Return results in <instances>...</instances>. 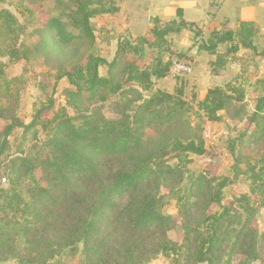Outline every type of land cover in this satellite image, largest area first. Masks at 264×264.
Here are the masks:
<instances>
[{
    "label": "trees",
    "instance_id": "trees-1",
    "mask_svg": "<svg viewBox=\"0 0 264 264\" xmlns=\"http://www.w3.org/2000/svg\"><path fill=\"white\" fill-rule=\"evenodd\" d=\"M69 1L61 17L39 22L33 16L31 45L0 48V58L6 59L0 63V120L6 122L0 126V178L7 177L6 188L0 184V262L59 264L68 256L70 264H148L157 257L169 264H227L231 252L241 255V264L259 262L250 200L255 197L264 209V155L245 171L251 194L224 204L226 180L188 170L191 156L207 154L203 124L220 122V113L233 106L242 109L243 88L235 82L209 88L195 102L199 121L191 124L184 85L172 92L155 86L167 76L171 60L158 57L149 67L137 61L144 47L192 61L172 52L166 37L183 31L198 36L200 29L178 10L177 21L156 20L152 41L121 39L107 62L97 52L91 20L116 8L111 0ZM5 2L0 0V36L16 42L28 24L19 26L2 7ZM258 33L252 23L212 32L198 48L213 56L209 73L218 76L237 60L240 48L255 49ZM259 55L264 57V49ZM34 57L54 71L55 82L66 80L68 87L60 106L48 100L25 124L12 92L17 79H7L3 70ZM258 83L261 94L246 119L252 128L246 142L264 147V80ZM16 129L22 130L20 141L11 146L8 138ZM167 195L175 201L174 213L162 211ZM216 204L219 211L213 212ZM177 227L180 242L168 236Z\"/></svg>",
    "mask_w": 264,
    "mask_h": 264
},
{
    "label": "rangeland",
    "instance_id": "rangeland-1",
    "mask_svg": "<svg viewBox=\"0 0 264 264\" xmlns=\"http://www.w3.org/2000/svg\"><path fill=\"white\" fill-rule=\"evenodd\" d=\"M253 1L254 4L258 3V0ZM111 2L113 8L117 10L115 13L97 16L91 20L97 52L107 62H111L116 56L117 44L121 39H127L132 44H136L138 40L142 39L152 41L151 30L156 24V19L152 17H148L145 22L143 19L135 17L138 13L136 5L138 4L139 8L141 4L138 0H111ZM197 5L196 3L193 5L186 19H191L197 23L196 25L200 26V34L198 36H195L192 32L190 35L185 33L169 34L166 37V42L172 52H195L199 47L203 48L206 46L212 32L223 33L227 29L226 23L223 24L224 18L216 14H210L208 15L209 17L205 18V14H202V9L197 8L200 4ZM2 7L14 14L19 26H23L28 24L34 17L38 18L39 22H42L47 17H61L71 7V2L69 0H45L39 2L22 1V4H19L18 0H6ZM175 10L176 16L179 9L176 8ZM142 11L141 9L140 13ZM29 14L32 15L30 16ZM137 19L138 22H135ZM177 20L179 19L177 18ZM238 24L239 22L231 24L232 28L235 29ZM31 28V25L28 24L25 33H21L16 42L12 38L8 40L0 36V48H4V45L7 44L16 45V47L20 43L27 46L31 45L35 40V38H31L28 35ZM263 28L260 27L261 30ZM261 35L263 38L261 40L263 41L255 40L253 42L256 50L244 48L239 50V62L229 64L218 76H212L208 70L209 60L213 59L212 56L207 55L203 50H198L200 53L194 58V61H188L192 69L189 75L176 77L167 75V79L164 82L158 83V80L155 84L156 87L163 88L169 92H172L181 84L184 85V99L189 105L188 107H190L188 115L191 124H196L199 121L195 114V102L203 96L207 89L213 86H223L227 82H235L243 88L244 102L242 109H239L238 105L233 106L228 112L220 113V122L215 124L205 122L203 124V138L205 131H208V137L204 138L207 154L204 156H191V161L188 165L189 174L207 173L208 176H214L217 180H226L227 185L222 190L221 204L234 201L237 197L251 194L250 173L245 171L249 170L250 165L257 166V161L264 155V147L259 143L255 145L246 142V138L252 130L251 127L247 126L246 119L253 112L256 99L261 94L259 90L261 85L258 82L264 80V57L259 55L264 49V32H261ZM217 50H223V47L219 45ZM143 52L142 58L138 59L139 62L137 61L140 66L149 67L158 57L163 62L168 59L172 63L177 62L175 57L169 58V53L167 52H159L156 49L152 50L145 47ZM125 57L129 58L130 55ZM62 58H64L63 55L60 56V59ZM5 62V58H0V63L5 64ZM3 71L7 79H17L12 84V92L17 96V115L23 119L25 124L31 122L35 111L45 105L48 100L54 101L55 106H60L63 103L62 93L68 87V83L66 80L55 82L54 71L45 66L42 58L34 57L27 62L22 61L9 65ZM99 73L103 75L104 68L101 67ZM1 83L2 80H0ZM193 95L197 98L194 101L192 100ZM104 113L109 116L108 112L105 111ZM70 115L72 116L71 111ZM50 116L51 114L49 113L47 118ZM5 124L6 122L0 120V126ZM37 131L39 133L38 137L43 140L44 134L38 127ZM21 134L22 130L16 129L14 134L8 138L11 146L16 145L17 141H20ZM27 137L30 139L31 134H28ZM27 145L24 146V149H27ZM232 147L234 148L233 153H231ZM2 177L7 178L6 176ZM3 186L6 188L7 180ZM255 200L256 198L251 196L250 205L254 208L251 224L259 233L257 248L261 260L251 264H264V209L260 208L255 203ZM174 207L175 201L167 195L162 211L164 213H174ZM212 211L218 212L219 205H213ZM168 236L171 240L180 242L182 236L181 228L177 227L172 230ZM224 261L227 264H241L242 257L237 252H231L224 258ZM0 264H16V262L9 260L1 261ZM59 264H70V258L63 256ZM148 264H169V262L162 257H157Z\"/></svg>",
    "mask_w": 264,
    "mask_h": 264
},
{
    "label": "crops",
    "instance_id": "crops-1",
    "mask_svg": "<svg viewBox=\"0 0 264 264\" xmlns=\"http://www.w3.org/2000/svg\"><path fill=\"white\" fill-rule=\"evenodd\" d=\"M138 1L141 2L139 8H141L143 11L142 13H140L141 9L138 8V4H137L136 10H138V13L136 14L135 17L138 19H143L144 22L148 17H152L153 19H156L157 21H159L160 24H164L166 22L173 20L177 21V18L175 16L176 14L175 9L177 8L181 10L182 19L184 21L192 22L196 25L197 23L195 21H192L191 19H186V17L190 14L193 5L196 3L198 5L200 4V6L197 8L202 9V14H205V18L209 17L208 15L210 14H216L219 17L224 18L223 24L226 23V28H227L225 31H236L237 30L236 28H238V26L241 23L254 24L259 30L258 38L256 39V41H263L261 40L263 39L261 32H264V28L261 30L260 27H264V12H263L264 0H258L257 4H254L253 0H138ZM138 19L135 22H138ZM235 22L236 23L239 22V24L238 26H236L235 29H233L231 24H234ZM196 26L200 29L199 25ZM181 33H185L187 35L192 34L190 31H183ZM171 35H176V34L172 33ZM253 47L255 48L254 44ZM241 49L243 48H240L239 50ZM239 50L236 54L237 60L232 63L239 62L240 60ZM254 50L256 49H253V51ZM179 53H183L187 56L192 57L194 61V58H196L199 55L200 51L196 49V51L192 53H185V52H179ZM212 60L213 59H210L209 62H211ZM166 79H167L166 77L160 79L158 83L161 81L164 82ZM205 93L201 98L199 99L196 98L197 101L202 100L203 97L205 96Z\"/></svg>",
    "mask_w": 264,
    "mask_h": 264
},
{
    "label": "built area",
    "instance_id": "built-area-1",
    "mask_svg": "<svg viewBox=\"0 0 264 264\" xmlns=\"http://www.w3.org/2000/svg\"><path fill=\"white\" fill-rule=\"evenodd\" d=\"M191 70L192 69L190 64L183 61H177L172 64L167 75H170L171 77L189 75L191 73ZM207 137H208V131H205L204 138ZM5 182L6 181L4 178L0 179V184H4Z\"/></svg>",
    "mask_w": 264,
    "mask_h": 264
}]
</instances>
